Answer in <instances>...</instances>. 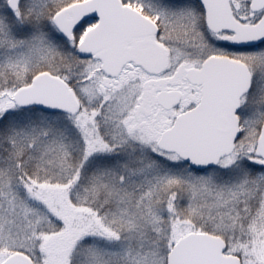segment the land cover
Here are the masks:
<instances>
[{
  "label": "snow or ice",
  "instance_id": "obj_1",
  "mask_svg": "<svg viewBox=\"0 0 264 264\" xmlns=\"http://www.w3.org/2000/svg\"><path fill=\"white\" fill-rule=\"evenodd\" d=\"M0 264H264V0H0Z\"/></svg>",
  "mask_w": 264,
  "mask_h": 264
}]
</instances>
